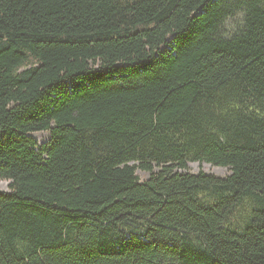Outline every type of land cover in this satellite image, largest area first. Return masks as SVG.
Segmentation results:
<instances>
[{
	"label": "trees",
	"instance_id": "trees-1",
	"mask_svg": "<svg viewBox=\"0 0 264 264\" xmlns=\"http://www.w3.org/2000/svg\"><path fill=\"white\" fill-rule=\"evenodd\" d=\"M260 104L264 0H0V264H264Z\"/></svg>",
	"mask_w": 264,
	"mask_h": 264
},
{
	"label": "rangeland",
	"instance_id": "rangeland-1",
	"mask_svg": "<svg viewBox=\"0 0 264 264\" xmlns=\"http://www.w3.org/2000/svg\"><path fill=\"white\" fill-rule=\"evenodd\" d=\"M240 19H241L240 15H237L233 19H230L226 23L227 31L228 32L233 31V29L235 28L236 24L240 21ZM260 106H261V109L264 107L263 104H260ZM32 135L40 145L49 142L51 139V134L45 131L35 132V133H32ZM188 169L191 172L198 173L200 171H203V172L211 173V174H214L220 177H225L228 174H230L229 167L213 165L208 162L190 161L188 164ZM137 174L141 180H145L149 176L148 173L143 172L141 170H138ZM9 184H10V180L0 178V190L1 191H9ZM241 212H243L242 209L238 210L236 215H239Z\"/></svg>",
	"mask_w": 264,
	"mask_h": 264
}]
</instances>
